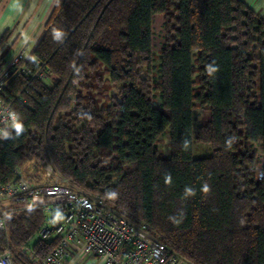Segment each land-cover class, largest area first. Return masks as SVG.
I'll return each mask as SVG.
<instances>
[{"label":"trees","instance_id":"1","mask_svg":"<svg viewBox=\"0 0 264 264\" xmlns=\"http://www.w3.org/2000/svg\"><path fill=\"white\" fill-rule=\"evenodd\" d=\"M2 95L17 122L0 139V184L51 163L187 263L264 264V16L244 0H57ZM197 109L210 117L194 127ZM194 141L212 154L195 158ZM42 224L39 209L9 211L0 252L40 264L54 245Z\"/></svg>","mask_w":264,"mask_h":264},{"label":"built area","instance_id":"2","mask_svg":"<svg viewBox=\"0 0 264 264\" xmlns=\"http://www.w3.org/2000/svg\"><path fill=\"white\" fill-rule=\"evenodd\" d=\"M26 57L22 49L0 71V139L17 113L3 91L12 79L14 66ZM43 78L41 69L30 70ZM14 209H39L43 215L40 235L54 245L40 264H62L71 251L91 255L101 264H182L181 257L168 252L145 224H137L109 207L102 199L76 188L60 176L51 163L45 164L37 181L24 178L0 184V230L7 232V214ZM0 264H15L9 247L0 252Z\"/></svg>","mask_w":264,"mask_h":264},{"label":"crops","instance_id":"3","mask_svg":"<svg viewBox=\"0 0 264 264\" xmlns=\"http://www.w3.org/2000/svg\"><path fill=\"white\" fill-rule=\"evenodd\" d=\"M253 10L264 16V0H244ZM57 0H0V38L12 30L7 43L0 47V71L7 67L22 49L30 56L44 34L45 23ZM62 264H101L91 255L80 256L71 251ZM182 264H190L183 262Z\"/></svg>","mask_w":264,"mask_h":264},{"label":"rangeland","instance_id":"4","mask_svg":"<svg viewBox=\"0 0 264 264\" xmlns=\"http://www.w3.org/2000/svg\"><path fill=\"white\" fill-rule=\"evenodd\" d=\"M162 19L160 16H157L154 22V30H155V42H154V54L158 51V49L161 47V45L164 42V34H163V28H162ZM154 63H157V60L153 61ZM2 68V66L0 67ZM156 67L154 66L153 72L156 73ZM47 82L49 80L45 79ZM158 98V100H157ZM160 99L159 97L154 98V104L159 105ZM210 117V111L208 110H202V109H197L194 111L193 114V122H194V127H197L200 123L204 122ZM5 136H3L4 138ZM158 148L161 151L162 155L164 156H169L170 154V136H169V130L167 129L166 133L162 135L158 141ZM254 150H260L259 145L253 144L252 147ZM213 152V148L209 143H197L196 141L193 142L192 146V155L195 158L199 157H205L211 155ZM34 171L33 169V162L32 161H26L21 169L20 173L23 176L24 179H26V176L29 174H32ZM27 180V179H26Z\"/></svg>","mask_w":264,"mask_h":264},{"label":"clouds","instance_id":"5","mask_svg":"<svg viewBox=\"0 0 264 264\" xmlns=\"http://www.w3.org/2000/svg\"><path fill=\"white\" fill-rule=\"evenodd\" d=\"M17 131L19 132L21 130V125H16ZM204 191H208L207 187H205Z\"/></svg>","mask_w":264,"mask_h":264}]
</instances>
